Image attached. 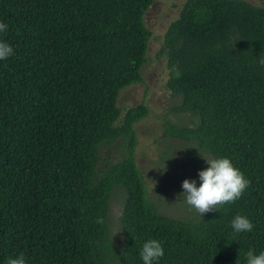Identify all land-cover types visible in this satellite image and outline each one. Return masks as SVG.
Masks as SVG:
<instances>
[{
	"label": "trees",
	"instance_id": "1",
	"mask_svg": "<svg viewBox=\"0 0 264 264\" xmlns=\"http://www.w3.org/2000/svg\"><path fill=\"white\" fill-rule=\"evenodd\" d=\"M153 0H0V264H112L107 218L112 189L126 193L119 216L118 264H144L149 239L164 255L153 264H247L264 252V5L248 0H185L159 56L172 111L193 126L162 119V137L227 157L250 181L240 198L197 220L160 214L135 161L141 102L122 112V89L143 81ZM126 140L120 161L102 150ZM247 217L250 232L231 221ZM102 218V223L98 222Z\"/></svg>",
	"mask_w": 264,
	"mask_h": 264
},
{
	"label": "rangeland",
	"instance_id": "2",
	"mask_svg": "<svg viewBox=\"0 0 264 264\" xmlns=\"http://www.w3.org/2000/svg\"><path fill=\"white\" fill-rule=\"evenodd\" d=\"M185 0H153L145 14V22L152 35L148 43L147 61L141 68L143 81L122 89L117 104L124 113L131 106L146 103L150 113L134 124L137 137L135 161L146 182L148 197L157 211L165 216L194 220L201 218L182 196L185 179L195 180L199 187V171L209 165V154L199 153L193 144L173 137H162V119L177 125L193 126L196 117L189 113H175L172 108L179 103L166 87L168 69L166 59L159 56L165 31L179 15ZM263 6L264 0H248ZM126 148V140L118 139L102 150V162L120 161ZM205 158H204V157ZM126 193L121 186L112 189L109 196L107 225L115 253L112 264L121 260L122 231L119 224Z\"/></svg>",
	"mask_w": 264,
	"mask_h": 264
},
{
	"label": "clouds",
	"instance_id": "3",
	"mask_svg": "<svg viewBox=\"0 0 264 264\" xmlns=\"http://www.w3.org/2000/svg\"><path fill=\"white\" fill-rule=\"evenodd\" d=\"M7 25L0 23V32L6 31ZM13 53V48L6 42H0V60L7 59ZM264 65V58L259 61ZM204 157V156H203ZM205 158V157H204ZM209 167L199 171L201 184L196 186V181L185 179L182 183L184 201L202 217L204 213L218 210V205L232 203L250 185L242 172L236 168L227 157L205 158ZM102 223V218L98 220ZM234 232H250L253 225L250 220L241 215H236L231 221ZM164 255V249L156 239L147 240L140 251L144 264H153ZM247 264H264V252L254 254L249 250L246 254ZM7 264H26L23 254L8 258Z\"/></svg>",
	"mask_w": 264,
	"mask_h": 264
}]
</instances>
